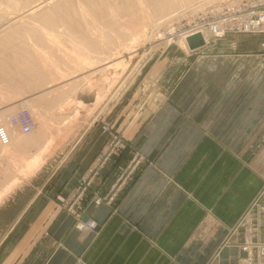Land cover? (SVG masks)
Returning <instances> with one entry per match:
<instances>
[{"label": "crops", "instance_id": "crops-1", "mask_svg": "<svg viewBox=\"0 0 264 264\" xmlns=\"http://www.w3.org/2000/svg\"><path fill=\"white\" fill-rule=\"evenodd\" d=\"M263 40L239 33L196 51L173 45L144 65L109 115L124 144L70 213L65 203L110 139L100 105L82 99V125L62 131L76 134L62 173L7 195L31 191L0 237V264H247L240 223L264 188ZM0 134L10 139L11 129ZM135 153L144 163L107 201ZM76 218L98 227L81 231ZM251 260L264 264L254 249Z\"/></svg>", "mask_w": 264, "mask_h": 264}, {"label": "rangeland", "instance_id": "rangeland-1", "mask_svg": "<svg viewBox=\"0 0 264 264\" xmlns=\"http://www.w3.org/2000/svg\"><path fill=\"white\" fill-rule=\"evenodd\" d=\"M239 1L0 0V126L11 129L10 139L0 134V204L7 201L8 205L0 209V237L7 235L8 227L23 216L22 210L30 200V187L25 186L29 190L19 191L14 198L7 195L18 192L16 189L35 175L38 178L33 185L49 180L48 187L50 180L65 168L60 162L76 134L62 131L67 126L82 125L80 116L87 106L82 99L91 102L95 98L100 105V129L110 133V139L65 203L64 208L70 213L122 148L123 136L112 130L109 115L124 101L144 65L173 45L191 50L183 40L196 20L204 14H225ZM205 32V44H215L217 40ZM263 43L264 40L258 53L262 67ZM24 108L36 122L35 130L28 135L8 122L11 114ZM115 139L120 147L105 162L97 164ZM138 155L135 153L123 168L107 201H114L142 166L144 157L139 155L142 162L127 177ZM84 179L88 182L84 183ZM253 214H246L240 223L246 228L242 248L251 253L247 264H252L253 248L264 253V188L254 203ZM76 219V227L81 231H93L87 226L91 219L85 223Z\"/></svg>", "mask_w": 264, "mask_h": 264}, {"label": "built area", "instance_id": "built-area-1", "mask_svg": "<svg viewBox=\"0 0 264 264\" xmlns=\"http://www.w3.org/2000/svg\"><path fill=\"white\" fill-rule=\"evenodd\" d=\"M203 30L207 31L208 35L215 40L225 38L228 34L234 33L264 34V0H241L233 4L230 10L228 12L226 11L225 14H204L196 20L194 26L184 34V37L187 34H194L195 32L202 33ZM262 45L264 47V43ZM8 122L12 128L18 129L21 133L26 135L31 134L36 128V122L33 115L25 108L11 114ZM0 131H5L4 125L0 126ZM119 147L120 143L117 142L116 139L113 140L109 149L102 157H100L97 164L109 159L114 149ZM142 160L143 159L139 155L135 158L131 163L127 177L133 174L134 170L139 166ZM83 181L84 183L88 182L87 179H84ZM87 225L91 230H96L98 226L97 222L94 220H89ZM248 244H245L246 250L248 249ZM260 256L264 257V253H260Z\"/></svg>", "mask_w": 264, "mask_h": 264}, {"label": "water", "instance_id": "water-1", "mask_svg": "<svg viewBox=\"0 0 264 264\" xmlns=\"http://www.w3.org/2000/svg\"><path fill=\"white\" fill-rule=\"evenodd\" d=\"M187 41H188L190 48L193 50H196V49L204 46V44H205L204 37H203L202 33H199V32L188 37Z\"/></svg>", "mask_w": 264, "mask_h": 264}, {"label": "bare ground", "instance_id": "bare-ground-1", "mask_svg": "<svg viewBox=\"0 0 264 264\" xmlns=\"http://www.w3.org/2000/svg\"><path fill=\"white\" fill-rule=\"evenodd\" d=\"M26 2V1H25ZM16 4V3H15ZM20 4V3H19ZM29 4H31V3H29ZM82 4V3H81ZM80 4V5H81ZM16 6V5H15ZM11 7V6H10ZM81 9V8H80ZM71 10V9H70ZM54 11V10H53ZM12 12V11H11ZM68 12V11H67ZM67 14H69V13H67ZM57 15V14H56ZM45 17V16H44ZM37 18V17H36ZM48 19V18H47ZM196 33H198V32H195L194 34H196ZM199 33H201V32H199ZM191 35H193V34H187L186 36H185V38H184V40L183 41H185V44H186V46H188L189 48H190V46H189V44H188V37H190ZM202 35H203V37H204V40L206 41L207 40V33L203 30V32H202ZM16 39V38H15ZM21 41V40H20ZM181 42V41H180ZM21 43V42H20ZM184 43V42H183ZM185 47V46H184ZM15 49V48H14ZM191 49V48H190ZM17 50V49H16ZM192 51H194L193 49H191ZM22 54V53H21ZM26 54V53H25ZM24 57V56H23ZM21 60V59H20ZM23 60V59H22ZM33 62V61H32ZM32 62H30V63H32ZM6 73V72H5ZM9 76V75H8ZM26 76V75H25ZM26 80V79H25ZM32 84V83H31ZM24 85V84H23ZM18 88H19V86H18ZM21 88V87H20ZM13 91V90H12ZM51 91V90H50ZM55 94V93H54ZM1 95V94H0ZM44 99V98H43ZM60 104V103H59ZM21 108V107H20ZM85 223V222H84ZM86 225V224H85ZM88 226V225H87ZM89 227V226H88Z\"/></svg>", "mask_w": 264, "mask_h": 264}]
</instances>
